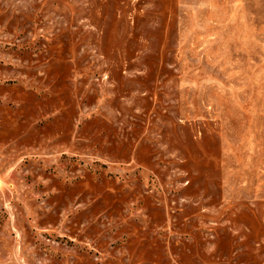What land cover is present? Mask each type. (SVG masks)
Instances as JSON below:
<instances>
[{
    "label": "rangeland",
    "instance_id": "rangeland-1",
    "mask_svg": "<svg viewBox=\"0 0 264 264\" xmlns=\"http://www.w3.org/2000/svg\"><path fill=\"white\" fill-rule=\"evenodd\" d=\"M0 264H264V0H0Z\"/></svg>",
    "mask_w": 264,
    "mask_h": 264
}]
</instances>
